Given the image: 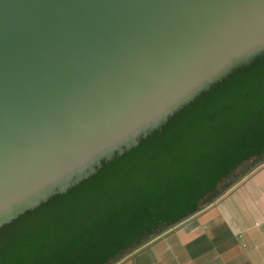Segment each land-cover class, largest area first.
I'll return each mask as SVG.
<instances>
[{
    "label": "water",
    "instance_id": "1",
    "mask_svg": "<svg viewBox=\"0 0 264 264\" xmlns=\"http://www.w3.org/2000/svg\"><path fill=\"white\" fill-rule=\"evenodd\" d=\"M263 52L264 0H0V228Z\"/></svg>",
    "mask_w": 264,
    "mask_h": 264
},
{
    "label": "trees",
    "instance_id": "2",
    "mask_svg": "<svg viewBox=\"0 0 264 264\" xmlns=\"http://www.w3.org/2000/svg\"><path fill=\"white\" fill-rule=\"evenodd\" d=\"M253 161L264 167V52L134 147L2 226L0 264H118L213 204Z\"/></svg>",
    "mask_w": 264,
    "mask_h": 264
},
{
    "label": "rangeland",
    "instance_id": "3",
    "mask_svg": "<svg viewBox=\"0 0 264 264\" xmlns=\"http://www.w3.org/2000/svg\"><path fill=\"white\" fill-rule=\"evenodd\" d=\"M260 165L262 163L253 161L241 167L234 178L219 189L220 195L213 204H201L198 213L172 227L170 231L156 233L153 238L161 235L160 238L118 264H212L210 260L214 252L209 242L216 237V250L222 251L218 237L223 233L224 213L235 211L238 214L239 203L244 196L243 185L254 184V181H247L246 178L259 170L257 168Z\"/></svg>",
    "mask_w": 264,
    "mask_h": 264
},
{
    "label": "crops",
    "instance_id": "4",
    "mask_svg": "<svg viewBox=\"0 0 264 264\" xmlns=\"http://www.w3.org/2000/svg\"><path fill=\"white\" fill-rule=\"evenodd\" d=\"M246 179L254 184L243 185L238 214L224 213L223 233L218 237L222 251L216 250V237L209 242L214 252L212 264H264V167Z\"/></svg>",
    "mask_w": 264,
    "mask_h": 264
}]
</instances>
